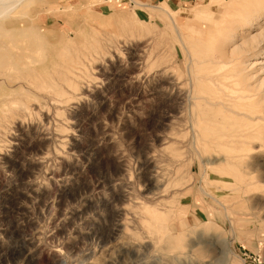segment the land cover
Returning <instances> with one entry per match:
<instances>
[{
  "label": "rangeland",
  "instance_id": "obj_1",
  "mask_svg": "<svg viewBox=\"0 0 264 264\" xmlns=\"http://www.w3.org/2000/svg\"><path fill=\"white\" fill-rule=\"evenodd\" d=\"M261 4L32 0L1 20V29L21 23V31L37 35L46 69L77 44L95 47L100 60L87 68L79 99L90 108L56 116L63 140L55 151L76 173L57 177L55 163L49 181L33 171L47 193V213L38 215L35 201L3 197L15 182L0 161V264H264V14H250ZM66 32L75 43L63 39ZM51 35L57 43L47 42ZM236 47L241 52L225 57ZM222 62L230 63L221 69ZM39 101L30 121L42 123L49 106ZM6 137L3 152L17 139L13 158L21 166L33 136L10 125ZM59 187L77 189L61 201L57 220Z\"/></svg>",
  "mask_w": 264,
  "mask_h": 264
},
{
  "label": "bare ground",
  "instance_id": "obj_2",
  "mask_svg": "<svg viewBox=\"0 0 264 264\" xmlns=\"http://www.w3.org/2000/svg\"><path fill=\"white\" fill-rule=\"evenodd\" d=\"M31 1H29V2H31ZM18 2L23 3V4L25 3V5H27V6L29 3V2H27V0H18ZM255 7H259V10H257V9L251 10L250 14H254V18L258 19L261 16V14H264V4L256 5ZM160 10L162 12L166 13L167 15H169V12L165 11L164 9H160ZM221 12L222 11H220V14H221ZM22 13L25 15L24 12H22ZM128 16L129 15H127V17ZM198 16L199 15L194 16L195 19H198ZM147 18H149V17H147ZM216 18L217 17H215L214 19H216ZM33 19H34V17H33ZM1 20L3 21V19H0V21ZM42 20H43L42 18H38L37 24L41 25ZM130 20H131V16H130ZM190 20H192V19H190ZM210 20L211 19H209V21ZM115 21L116 20H114L113 23H116ZM125 21H128V20H125ZM202 22H204V21H202ZM207 22H208V20H207ZM247 22L250 23L251 21L248 20ZM122 26L125 27L126 25L124 24V25H121V27ZM22 27H23V24H21V23H11L10 25L6 26L5 30L0 28V161H3L5 163V168H4L5 170H3V173H6V171H7V173L9 172L11 177L14 179V182H15V184H13V185H11V183H10L11 187H6V186L4 187V189L6 188V194H4L3 197H6V199L11 200V201H13V200L15 201L16 199H21L24 202L35 201L37 204L36 212L38 215H40V213H42V212L47 213L49 205L47 204V201H46L47 193L45 192L44 185H43V183L40 182L39 177H37L33 171H37V172L44 171V174L49 181H52L54 179L55 175L52 174V167L54 166L55 163L59 164V171H58L59 173L57 174V177H60L62 174L66 173V172H68V173L69 172H75L76 173L77 169L73 166L72 167L69 166L68 164L66 165L65 159L61 155L57 154V152L55 151L56 145L61 144L62 140H63V136L59 130L61 124H60V122L56 116L61 111H68L72 115V118H75L78 116L79 113H83V112L87 111V107L90 108V106H87L86 103L80 102L79 99L81 98V96H83V94H84L83 91L86 89V82H87V76H88L87 75V68L91 64L95 63L97 60H100L99 59L100 55H99V52L97 51V49H95V47H93L92 45H90L88 43L81 44L79 42L81 45L77 44L78 45V47L76 46L77 48H68L67 47L65 49H62V51L60 49L61 53L57 54L56 63L51 64L50 68L46 69L45 67H42V63L44 61V56H43L42 52L37 51L38 46H40L39 38L37 37V35L35 33L28 34V31H27V34H26L25 32L21 31ZM125 28H127V27H125ZM258 28H260V27H258ZM188 32L191 34L190 30H188ZM188 32H187V34H188ZM77 34L80 35L79 33H77ZM78 35H75V36H78ZM63 37H64L63 39H66L69 42L74 41V39L70 38L69 32L64 33ZM261 37L263 38L264 36H261ZM198 38H201V37L199 36ZM232 38H234V37H232ZM57 40L58 39L56 38L55 35H51L50 37H48L47 42L55 43ZM200 40H202V39H200ZM63 41H65V40H63ZM80 41L82 42V40H80ZM94 41H96V40H94ZM25 42L26 43L28 42V46L26 44H25V46H23ZM34 42H38L37 43L38 46L36 44H33ZM261 42L262 41H257L256 45L252 46L250 50L258 48ZM74 43H75V41H74ZM238 51L241 52L240 47L234 48L233 51L227 53V55L225 54V57H228L231 59L235 53H238ZM190 54L192 55V53H190ZM229 63L230 62H228V63L222 62V66H220L219 68L222 69V68H224V66L228 65ZM109 64H110V62H109ZM114 64H116V63H114ZM261 64H264V62L260 63V65ZM37 67H39V70L41 72L39 75L37 74V69H38ZM96 68H97V70L101 69L100 67H96ZM211 71H213V70H211ZM259 71H262V70H259ZM109 76H110V74H109ZM208 76H210V75H208ZM174 82L176 83V81H174ZM204 83H207V82H204ZM171 85H175V84L171 83ZM260 89L261 88H259V90H258V92H259L258 95H260V101H264V96L262 95V92ZM79 91H81V94H78ZM178 92L179 93H177V94L181 93L180 90H178ZM263 92H264V90H263ZM95 95H97V93ZM216 97H218V96H216ZM185 98H186V96H185ZM247 98H249V96H242L238 100L242 102V100L243 101L245 99L247 100ZM101 99H100V101H101ZM39 100L45 102L46 106H44V107H47V105L49 106V112L46 113L45 115H43L42 123L30 121V119L35 114V109L39 105V104H37V101L40 103ZM90 100H91V98H90ZM187 100H188V94H187ZM249 100L250 99H248L247 101H249ZM204 102H205V99H204ZM210 102H211V100H210ZM205 103H208V102H205ZM220 104H223V103H220ZM212 106H214V105H212ZM86 116H88V115H86ZM91 116H92V114H91ZM27 120H29V121L26 122ZM76 121H77V119H76ZM10 125H13L15 131H17L19 136L24 137L27 135V133H29L33 136V140H31L28 143L27 147L25 148V152H28V154L30 155V158L26 161H23V164L21 166H19L16 163V161H15L16 158H13L16 154V151H17V144L19 143L17 141V139H15L13 141L11 139L12 145H13V150L10 154L3 152V145H4V142H6L5 137H6V134L8 131V127ZM189 129H190V127H189ZM8 141H10V140L8 139ZM84 142H85V140H84ZM75 148L77 150L79 149V151H82V149H83V148L81 149L80 147H75ZM78 178H80L79 175H78ZM150 181L151 180L148 181V184H150ZM7 183H8V181H7ZM67 186H69V185H67ZM76 189H77V187H59L57 189L56 193H53L55 195L54 199L57 202V207H58L57 218H56L57 220L61 217V209H60L61 201L65 197H68V196L72 197L75 194ZM111 193H112V191H111ZM53 194H52V196H53ZM118 196L126 198L127 194H122L120 192ZM49 197H51V196H49ZM84 203H85L84 205H87L88 201H84ZM19 205L20 204H13L11 209H13L14 211H17V212H22L23 214L27 213V210L24 208V206H21V205L19 206ZM135 205L138 206L139 204H135ZM33 206H34V204H33ZM74 214H75V211L74 210L71 211V213H69L67 219L71 220L74 217Z\"/></svg>",
  "mask_w": 264,
  "mask_h": 264
},
{
  "label": "clouds",
  "instance_id": "obj_3",
  "mask_svg": "<svg viewBox=\"0 0 264 264\" xmlns=\"http://www.w3.org/2000/svg\"><path fill=\"white\" fill-rule=\"evenodd\" d=\"M25 7L18 0H0V19L7 20Z\"/></svg>",
  "mask_w": 264,
  "mask_h": 264
}]
</instances>
